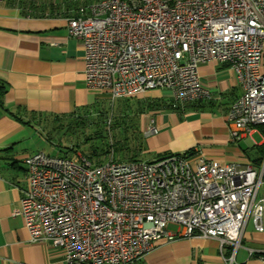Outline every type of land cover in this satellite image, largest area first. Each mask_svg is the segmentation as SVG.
<instances>
[{
  "label": "built area",
  "instance_id": "obj_1",
  "mask_svg": "<svg viewBox=\"0 0 264 264\" xmlns=\"http://www.w3.org/2000/svg\"><path fill=\"white\" fill-rule=\"evenodd\" d=\"M64 20L84 50L85 85L111 100L157 88L173 105L208 97L198 65L216 61L240 88L227 113L230 138L264 125V0H95ZM154 132L149 124L141 135ZM22 161L15 213L29 242L59 247L66 264H132L158 239L194 233L218 237L232 264L248 221L264 232V156L256 166L215 165L194 151L93 165L38 150Z\"/></svg>",
  "mask_w": 264,
  "mask_h": 264
},
{
  "label": "crops",
  "instance_id": "obj_2",
  "mask_svg": "<svg viewBox=\"0 0 264 264\" xmlns=\"http://www.w3.org/2000/svg\"><path fill=\"white\" fill-rule=\"evenodd\" d=\"M34 2V1H33ZM51 2L33 5L19 0L0 2V81L6 90L0 102V264H66L59 247L29 242L24 219L16 214L25 186L22 158L41 150L48 141L38 121L50 115H66L101 100L106 93L85 85L84 50L80 40L67 34L64 8ZM26 6V7H25ZM259 72L264 75V43ZM200 82L209 96L173 105L167 90L157 88L136 97L157 100L161 107L145 108L141 129L155 132L142 136L141 152L151 161L166 154L194 151L215 165L233 161L258 165L239 144L249 135L231 139L227 113L240 88L225 63L198 65ZM17 117L22 118L23 123ZM43 151V150H42ZM248 224V223H247ZM244 228L232 264H264V232L253 225ZM169 224L167 230L174 231ZM229 256L230 246L224 245ZM132 264H226L219 239L194 233L172 241L160 238L152 250Z\"/></svg>",
  "mask_w": 264,
  "mask_h": 264
},
{
  "label": "trees",
  "instance_id": "obj_3",
  "mask_svg": "<svg viewBox=\"0 0 264 264\" xmlns=\"http://www.w3.org/2000/svg\"><path fill=\"white\" fill-rule=\"evenodd\" d=\"M93 1L95 0H86V5H76L72 10L67 7L65 9L67 16L78 14L80 8ZM20 2L28 7L33 5L28 3V0ZM50 5L53 6V10L59 11V2L58 4L51 2ZM5 90V83L0 81V102ZM114 100H118L117 104H114ZM114 100L110 98L97 100L70 114L41 118L38 123L42 125V130L46 127L55 133L59 132L57 143L61 151L59 156H67L74 160L78 150L93 165L101 164L109 158L118 162L145 160L141 152L142 114L145 108L153 109L161 107V104L157 100H140L136 97H120ZM17 119L23 123L30 121H22L19 117ZM258 128L264 137V125ZM259 147L264 151V139ZM260 160L261 157H258L254 161L259 163Z\"/></svg>",
  "mask_w": 264,
  "mask_h": 264
},
{
  "label": "rangeland",
  "instance_id": "obj_4",
  "mask_svg": "<svg viewBox=\"0 0 264 264\" xmlns=\"http://www.w3.org/2000/svg\"><path fill=\"white\" fill-rule=\"evenodd\" d=\"M21 1V0H19ZM34 1V2H33ZM36 1H41V0H28V3H35ZM86 0H45V2H54L56 4H58L59 2V6L61 8L66 9L67 7H69L68 9L72 10L75 8V6H82L84 5L86 2ZM90 1V0H87ZM23 4V3H21ZM68 5V6H67ZM86 5V4H85ZM57 6V5H55ZM59 7V9H60ZM104 98H109L108 96H104L102 99ZM107 101V100H106ZM105 101V102H106ZM118 100H114V104H117ZM108 104V101H107ZM41 131L44 135V137L46 139H48V141H51L50 143L47 141L42 140L40 142V149L43 150L46 153H49L51 155H61V151L59 149V147L57 146L58 143V134L59 132H53L50 129L44 127V130H42V125L40 126ZM263 134L262 131L259 128H255V132L251 135V137H249V143H247L245 141V139H242L241 142H239V144L242 146L243 149L246 150V154L248 157L250 158H255V157H263L264 156V151L263 149L261 150V148L259 147V145L263 142ZM63 150V149H62ZM77 155H82L79 153V151H76ZM144 157H148V155H144ZM143 157V158H144ZM76 160V158L74 159ZM250 225H252L251 221H248L247 227H249Z\"/></svg>",
  "mask_w": 264,
  "mask_h": 264
}]
</instances>
